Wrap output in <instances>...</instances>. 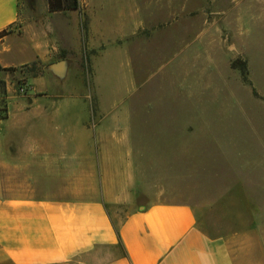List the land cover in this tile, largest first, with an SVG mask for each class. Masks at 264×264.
Here are the masks:
<instances>
[{"label":"crops","instance_id":"obj_1","mask_svg":"<svg viewBox=\"0 0 264 264\" xmlns=\"http://www.w3.org/2000/svg\"><path fill=\"white\" fill-rule=\"evenodd\" d=\"M202 1L203 23L213 26L220 0ZM78 2V9L50 12L46 0H0V67L15 69L0 71L7 107L0 264H264V227L240 198L242 183L227 176L222 154L212 155L225 151L223 133L208 131L203 114L198 131H181L180 98L173 103L177 131H148L150 99L138 79L148 70L150 42L167 41L168 52L179 53L190 33L179 31L181 19L198 14L197 0ZM33 63L40 73L24 75ZM122 63L131 79L124 115L107 114L103 73ZM20 76L23 95L13 87ZM164 175L173 191H188V202L157 201L151 178ZM253 186L261 191L260 181ZM218 209L235 219L210 234L200 217Z\"/></svg>","mask_w":264,"mask_h":264},{"label":"rangeland","instance_id":"obj_2","mask_svg":"<svg viewBox=\"0 0 264 264\" xmlns=\"http://www.w3.org/2000/svg\"><path fill=\"white\" fill-rule=\"evenodd\" d=\"M241 4L242 1L220 0L215 6L220 16H213L216 21H212V26L203 23L205 5L197 0L198 14L188 20L181 19L179 31L190 33L186 37L182 35L180 52L175 47V52L170 54L167 41H151L148 70L138 80L144 82L143 89L150 99L148 131H177L173 103L180 98L181 131H198L196 122L203 114L208 131L223 133L225 151L212 152L214 161L222 154L227 176L242 183L244 193L240 192V198L250 203L254 222L264 227V6L250 5L243 9ZM205 9L207 13L212 11L209 5ZM196 51L197 56L193 54ZM242 62L246 65L248 82L240 74ZM117 66H121L117 67L118 71L103 73L99 93L105 113L124 115L131 79L128 77V81L126 77L125 63ZM21 71L28 75L27 69ZM24 82V76L17 78L13 84L15 91ZM141 89L136 87L134 91ZM89 95L93 99L92 89ZM98 121L96 117V127ZM94 124L93 119L89 121L91 129ZM126 127L124 122L119 123L120 131H126ZM256 181L261 182L260 192L254 189ZM151 182L150 189L160 197L158 202H188L187 190L173 191L171 175L154 176ZM185 187L188 189V185ZM221 211L200 217L202 224L209 225L210 234L215 233L214 225L226 226L235 219L221 215ZM122 218V215L113 217L115 224Z\"/></svg>","mask_w":264,"mask_h":264},{"label":"trees","instance_id":"obj_3","mask_svg":"<svg viewBox=\"0 0 264 264\" xmlns=\"http://www.w3.org/2000/svg\"><path fill=\"white\" fill-rule=\"evenodd\" d=\"M48 5V10L50 12H57V11H65V10H72L79 8L78 0H46ZM6 34V31L0 32V38H2ZM237 62V61H236ZM35 63H33L29 68H27V74L31 77H35L40 73V70L35 67ZM233 67L236 64H232ZM240 74L244 81L248 82L247 80V69L245 62L241 63V67L239 68ZM0 71L3 72H14L15 69L13 68H1ZM253 94L256 96V93L253 91ZM6 83L4 80L0 79V120L5 119L7 117V107H6ZM117 226V225H116ZM116 231L118 232V228L116 227Z\"/></svg>","mask_w":264,"mask_h":264},{"label":"built area","instance_id":"obj_4","mask_svg":"<svg viewBox=\"0 0 264 264\" xmlns=\"http://www.w3.org/2000/svg\"><path fill=\"white\" fill-rule=\"evenodd\" d=\"M26 91H27V88L25 84L17 86L16 93L23 95L26 93Z\"/></svg>","mask_w":264,"mask_h":264},{"label":"water","instance_id":"obj_5","mask_svg":"<svg viewBox=\"0 0 264 264\" xmlns=\"http://www.w3.org/2000/svg\"><path fill=\"white\" fill-rule=\"evenodd\" d=\"M52 70L55 72H59L62 70V63H56L51 66Z\"/></svg>","mask_w":264,"mask_h":264}]
</instances>
